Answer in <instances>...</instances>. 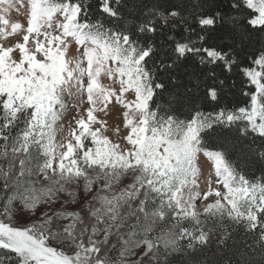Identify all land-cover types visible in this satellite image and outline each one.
<instances>
[{
  "label": "snow or ice",
  "instance_id": "6c2138e0",
  "mask_svg": "<svg viewBox=\"0 0 264 264\" xmlns=\"http://www.w3.org/2000/svg\"><path fill=\"white\" fill-rule=\"evenodd\" d=\"M0 264H264V0H0Z\"/></svg>",
  "mask_w": 264,
  "mask_h": 264
},
{
  "label": "rangeland",
  "instance_id": "374dc122",
  "mask_svg": "<svg viewBox=\"0 0 264 264\" xmlns=\"http://www.w3.org/2000/svg\"><path fill=\"white\" fill-rule=\"evenodd\" d=\"M9 16L11 19L13 20H16L18 18V14L15 12V10H12L10 13H9ZM76 109H72V112H75ZM69 115H71V113H69ZM115 139V137H113ZM212 199V198H210ZM204 203H207V201H205ZM198 205H200V202H198ZM201 210H202V206H201Z\"/></svg>",
  "mask_w": 264,
  "mask_h": 264
},
{
  "label": "trees",
  "instance_id": "16d2710c",
  "mask_svg": "<svg viewBox=\"0 0 264 264\" xmlns=\"http://www.w3.org/2000/svg\"><path fill=\"white\" fill-rule=\"evenodd\" d=\"M237 98H239V94H237Z\"/></svg>",
  "mask_w": 264,
  "mask_h": 264
}]
</instances>
